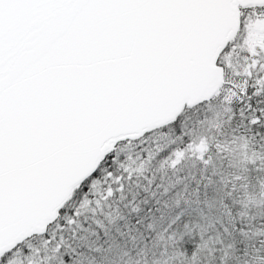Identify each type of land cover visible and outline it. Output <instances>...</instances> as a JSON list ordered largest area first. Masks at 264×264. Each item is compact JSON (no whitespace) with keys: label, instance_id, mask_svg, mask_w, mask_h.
Instances as JSON below:
<instances>
[{"label":"snow or ice","instance_id":"obj_1","mask_svg":"<svg viewBox=\"0 0 264 264\" xmlns=\"http://www.w3.org/2000/svg\"><path fill=\"white\" fill-rule=\"evenodd\" d=\"M0 264H264V0H0Z\"/></svg>","mask_w":264,"mask_h":264}]
</instances>
